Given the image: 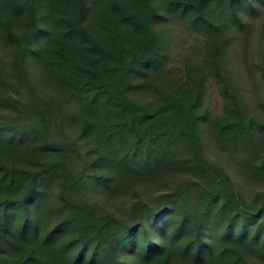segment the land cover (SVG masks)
<instances>
[{"label":"trees","instance_id":"obj_1","mask_svg":"<svg viewBox=\"0 0 264 264\" xmlns=\"http://www.w3.org/2000/svg\"><path fill=\"white\" fill-rule=\"evenodd\" d=\"M237 178L264 180V0H0V264H264Z\"/></svg>","mask_w":264,"mask_h":264},{"label":"rangeland","instance_id":"obj_2","mask_svg":"<svg viewBox=\"0 0 264 264\" xmlns=\"http://www.w3.org/2000/svg\"><path fill=\"white\" fill-rule=\"evenodd\" d=\"M257 22L258 21H256L255 23L257 24ZM170 26L173 41L170 67L172 71H179L182 69L183 64L189 57L192 47L196 46L198 39L196 38V34L188 29L181 20H174V22ZM248 44L249 46L252 45L251 48L254 51L258 49V41L255 30H253ZM239 72L240 84L244 87L245 95L249 96V98H251L252 101L258 106L260 100L263 97V90L259 73L255 66L251 63V59H249V62H245V64H243ZM206 105L215 113L223 112L224 100L222 95L220 94L217 83L212 79L208 81L207 85ZM237 180L241 183L242 186L246 188V192L248 194H252L258 190H264L263 179L258 180L252 178H237ZM121 199L122 202L125 203L126 200L129 199V197L124 196Z\"/></svg>","mask_w":264,"mask_h":264}]
</instances>
